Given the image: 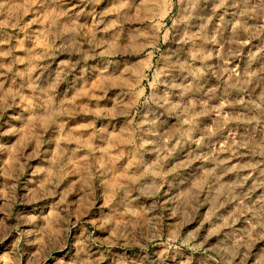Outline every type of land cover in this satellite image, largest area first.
<instances>
[{
    "label": "rangeland",
    "instance_id": "obj_1",
    "mask_svg": "<svg viewBox=\"0 0 264 264\" xmlns=\"http://www.w3.org/2000/svg\"><path fill=\"white\" fill-rule=\"evenodd\" d=\"M0 4V264H264V0Z\"/></svg>",
    "mask_w": 264,
    "mask_h": 264
},
{
    "label": "clouds",
    "instance_id": "obj_2",
    "mask_svg": "<svg viewBox=\"0 0 264 264\" xmlns=\"http://www.w3.org/2000/svg\"><path fill=\"white\" fill-rule=\"evenodd\" d=\"M97 2H98V0H97ZM4 7H5V5L0 4V10H3ZM255 13H256V9H251V10L245 12L244 14L245 15H249V14H255ZM70 31H74V29H72ZM145 102H147V101H145ZM155 123H156L155 120H147L146 119L144 121V124L145 125H149V126L155 125ZM149 131H151V128H149ZM149 143H152V141L144 140V144H149ZM155 175L159 176V175H162V174L161 173H155ZM47 183H49V184L52 183L51 178L49 179V181H47ZM132 191H133V189L130 188L128 185H117V186L112 188V192L114 194L115 193H119L121 195V197L123 199H125V200L131 197ZM158 193H159V187L156 186V187L153 188V190L150 193H148V195L156 196V195H158ZM114 199H115V195H113L112 199H110L107 203L111 204L112 200H114ZM105 206H107V205H105ZM64 211L66 212V215H61L60 212H57V213H55V216L57 217V219L59 221H61L63 224L68 226L66 231H70L71 227L73 226L72 222H71L72 213L67 211L66 209ZM110 223H111L110 221H105L106 226H110ZM125 233H127V234H125ZM26 235L30 236L31 233H27ZM56 235H60V233L58 232V233H56ZM117 235H118V238L121 237V236L123 237V239L126 242L125 246H139V247H142V248L145 247V245L141 244L140 241L138 239H136V237L130 231V222H129V228H121L118 231ZM151 238H152L151 236L146 237V239H148V240H151ZM5 239H7V237H5ZM17 243H19V241H17ZM227 264H232V260L229 259L227 261Z\"/></svg>",
    "mask_w": 264,
    "mask_h": 264
}]
</instances>
